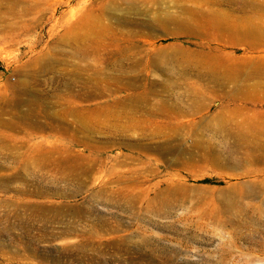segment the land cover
<instances>
[{
	"label": "rangeland",
	"instance_id": "374dc122",
	"mask_svg": "<svg viewBox=\"0 0 264 264\" xmlns=\"http://www.w3.org/2000/svg\"><path fill=\"white\" fill-rule=\"evenodd\" d=\"M0 0V264H264V0Z\"/></svg>",
	"mask_w": 264,
	"mask_h": 264
},
{
	"label": "bare ground",
	"instance_id": "6f19581e",
	"mask_svg": "<svg viewBox=\"0 0 264 264\" xmlns=\"http://www.w3.org/2000/svg\"><path fill=\"white\" fill-rule=\"evenodd\" d=\"M241 2H242V4L250 3L249 0H243V1H241Z\"/></svg>",
	"mask_w": 264,
	"mask_h": 264
}]
</instances>
